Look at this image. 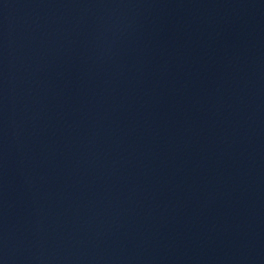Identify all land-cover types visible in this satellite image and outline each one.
<instances>
[{"label": "water", "instance_id": "95a60500", "mask_svg": "<svg viewBox=\"0 0 264 264\" xmlns=\"http://www.w3.org/2000/svg\"><path fill=\"white\" fill-rule=\"evenodd\" d=\"M0 264H264V0H0Z\"/></svg>", "mask_w": 264, "mask_h": 264}]
</instances>
